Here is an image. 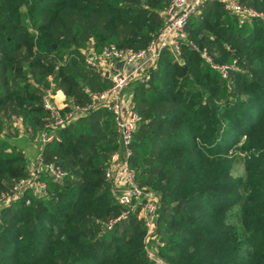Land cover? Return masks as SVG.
<instances>
[{
    "label": "trees",
    "instance_id": "16d2710c",
    "mask_svg": "<svg viewBox=\"0 0 264 264\" xmlns=\"http://www.w3.org/2000/svg\"><path fill=\"white\" fill-rule=\"evenodd\" d=\"M250 1L264 10V0ZM167 2L0 0V127L17 112L38 136L48 115L41 86L50 80L67 103L108 87L111 78L87 65L84 48L145 46L163 27ZM186 31L178 58L163 47L148 78L126 87L139 115L129 164L159 194L153 251L163 263L147 256L137 208L117 218L126 206L105 172L122 147L113 113L100 106L45 145L46 158L68 168L64 178L44 173L47 194L27 190L0 208V264H264V18L204 0ZM202 49L216 61L236 56L238 69L222 76ZM5 130L0 193L29 173Z\"/></svg>",
    "mask_w": 264,
    "mask_h": 264
},
{
    "label": "built area",
    "instance_id": "2783aa9c",
    "mask_svg": "<svg viewBox=\"0 0 264 264\" xmlns=\"http://www.w3.org/2000/svg\"><path fill=\"white\" fill-rule=\"evenodd\" d=\"M203 1L168 0L163 10V27L156 36H153L145 46L139 49L125 48L116 43L106 44L100 51H97L93 44L86 46L84 48V60L89 67L96 70L100 68L101 58L114 59L123 63L136 62V67L130 71L123 67L116 68L111 77V84L104 89L92 90L89 99L60 106L55 101V82L50 80L49 83L41 86V103L48 111L45 124L38 135L43 146L56 138L58 128L76 121L93 109L103 106L113 113L121 142L122 155L119 150L112 153L105 174L113 182L116 189L115 198L126 206L117 218L127 214L130 209H138V215L146 226L143 242L147 249V256L158 263H163V261L150 249L148 243L160 214V197L155 190L140 185L136 180L134 168L129 164V156L132 153L130 142L136 128L138 113L130 108V105L128 107L125 104L124 91L137 72L139 79L146 80L148 78V69L155 65L163 47H168L173 55L178 58L180 40L185 39L187 35L188 18L198 10ZM222 1L226 9L237 13L240 18H264V10L256 9L238 0ZM190 42L192 46L198 48L193 41ZM200 53L209 65L217 69L224 77L229 75L231 69H238L235 59L229 63H219L205 49L200 50ZM12 119L14 122H23L24 118L21 114L15 113L12 114ZM28 165L29 173L27 175L14 178L10 186L1 191L0 208L11 200L21 197L27 190L36 194H47L48 182L42 178V174L45 173L54 179L61 180L67 173L62 164L47 159L44 153H40L36 158L31 159ZM28 201L30 202V199Z\"/></svg>",
    "mask_w": 264,
    "mask_h": 264
},
{
    "label": "rangeland",
    "instance_id": "374dc122",
    "mask_svg": "<svg viewBox=\"0 0 264 264\" xmlns=\"http://www.w3.org/2000/svg\"><path fill=\"white\" fill-rule=\"evenodd\" d=\"M239 1V0H238ZM246 3H244V4H247V5H250V6H252V7H254V8H256L255 6H257L258 8H256V9H259V8H261L262 6H261V4H253L250 0H244ZM240 2V1H239ZM243 3V2H242ZM259 10H262V9H259ZM122 47H125V48H129V49H132V48H130L128 45H124V46H122ZM134 50V49H133ZM209 53V52H208ZM217 57H218V53H217ZM234 59H237V57L236 56H234ZM219 63H229L228 61H224V60H222V59H219V61H218ZM238 66V65H237ZM112 80V79H111ZM132 80V79H131ZM138 80H141V79H138ZM127 89V88H126ZM126 89H125V91H126ZM124 91V92H125ZM130 108H132V103H130ZM133 109V108H132ZM135 110V109H134ZM136 111V110H135ZM137 112V111H136ZM11 113V112H10ZM14 114L16 113L17 114V112H13ZM13 113H11V114H13ZM139 116V115H138ZM9 119L11 120V115H10V117H8V119H6L5 121H4V124L2 125V127H0V133L1 134H5L6 133V131L4 132L3 130H5V128H7L8 129V127L10 128V131L12 132V133H14V142L17 144V145H19V146H21L22 148H23V150H24V152H25V154H26V157H27V160H28V162L31 160V159H34V158H36L40 153H44V148H45V146H43L41 143H40V141H39V139H38V136H36V137H33L31 134H30V132H29V130H28V128H27V126L24 124V122H20V121H16V122H14V120L12 121V124L10 123L9 124ZM45 121L46 120H44V123H43V125L45 124ZM8 122V123H7ZM42 125V126H43ZM53 155V154H52ZM55 155H53L52 157H54ZM30 157H32V158H30ZM66 170H68V168H66ZM232 173H233V176H235V177H237V176H241L242 174H243V171H242V165L240 164V162H236L235 163V165L233 166V169H232ZM145 188H147V187H149V186H147V185H145L144 186ZM150 189H152L153 190V188H151V187H149ZM234 210L236 211L237 210V207L235 206V207H232L231 208V213H233L234 212ZM233 215H235V213H233ZM157 230H156V228L154 229V231L152 232V235H151V238H150V241H149V247H150V249L151 250H153L155 247H156V245L158 244V240H159V237L157 236Z\"/></svg>",
    "mask_w": 264,
    "mask_h": 264
},
{
    "label": "crops",
    "instance_id": "0c3cea01",
    "mask_svg": "<svg viewBox=\"0 0 264 264\" xmlns=\"http://www.w3.org/2000/svg\"><path fill=\"white\" fill-rule=\"evenodd\" d=\"M118 67H123V68L130 71L136 67V62L123 63L121 61L114 60V59L101 58V65H100L99 71L102 74L111 78L114 71ZM135 79H139V73L138 72L136 74H134L132 77V80H135ZM124 100H125V104L129 107V105L131 103V94L127 90L124 93ZM55 101L60 106L67 103L65 89L63 87H60L59 89L56 90ZM30 158H32V157H30Z\"/></svg>",
    "mask_w": 264,
    "mask_h": 264
}]
</instances>
